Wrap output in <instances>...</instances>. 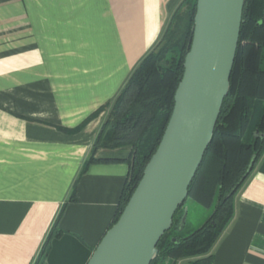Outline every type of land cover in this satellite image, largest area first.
I'll return each instance as SVG.
<instances>
[{"label": "crops", "instance_id": "0c3cea01", "mask_svg": "<svg viewBox=\"0 0 264 264\" xmlns=\"http://www.w3.org/2000/svg\"><path fill=\"white\" fill-rule=\"evenodd\" d=\"M182 1L0 0V264H35L57 220L44 264L89 262L113 225L132 148L99 149L82 173L107 112L88 119ZM234 212L213 264H264V153Z\"/></svg>", "mask_w": 264, "mask_h": 264}, {"label": "trees", "instance_id": "16d2710c", "mask_svg": "<svg viewBox=\"0 0 264 264\" xmlns=\"http://www.w3.org/2000/svg\"><path fill=\"white\" fill-rule=\"evenodd\" d=\"M197 0H183L175 9L156 47L132 71L117 96L88 121L106 111L93 143L87 167L99 149L131 147L129 175L113 225L140 183L145 168L170 121L175 94L193 40ZM231 87L202 164L189 188V198L212 209L208 220L192 228L184 205L172 228L161 238L151 264H213V249L234 218V199L264 153V0H247ZM85 125V123L83 124ZM255 164L249 171L250 164ZM73 192L70 200H74ZM49 235L35 264H44L54 237Z\"/></svg>", "mask_w": 264, "mask_h": 264}, {"label": "water", "instance_id": "95a60500", "mask_svg": "<svg viewBox=\"0 0 264 264\" xmlns=\"http://www.w3.org/2000/svg\"><path fill=\"white\" fill-rule=\"evenodd\" d=\"M246 1L197 0L193 40L163 138L87 264H151L158 257L157 246L189 198L229 94Z\"/></svg>", "mask_w": 264, "mask_h": 264}, {"label": "rangeland", "instance_id": "374dc122", "mask_svg": "<svg viewBox=\"0 0 264 264\" xmlns=\"http://www.w3.org/2000/svg\"><path fill=\"white\" fill-rule=\"evenodd\" d=\"M171 19V18H170ZM170 21V20H169ZM169 23V22H168ZM185 210L186 212L188 213V218L187 220L190 222V221H195L196 222V227H201L207 220L208 218L210 217L211 214L209 213H206L207 210L204 209V207H202L200 204H198L197 202H195L193 199L191 198H188L186 203H185ZM203 214L204 215H207L206 216V220H204V222H202L201 226H198L197 225V222L199 220H201V216L203 217ZM205 217V216H204Z\"/></svg>", "mask_w": 264, "mask_h": 264}]
</instances>
